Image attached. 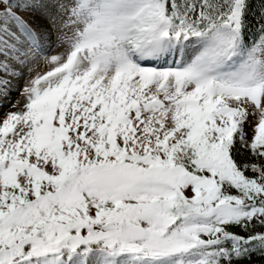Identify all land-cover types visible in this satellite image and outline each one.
Segmentation results:
<instances>
[{"label": "snow or ice", "instance_id": "snow-or-ice-1", "mask_svg": "<svg viewBox=\"0 0 264 264\" xmlns=\"http://www.w3.org/2000/svg\"><path fill=\"white\" fill-rule=\"evenodd\" d=\"M0 264H264V0H0Z\"/></svg>", "mask_w": 264, "mask_h": 264}]
</instances>
